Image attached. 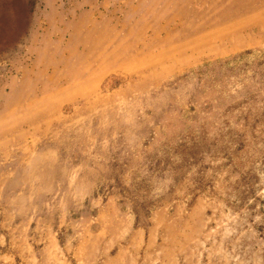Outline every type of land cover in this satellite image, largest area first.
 Wrapping results in <instances>:
<instances>
[{"label":"rangeland","instance_id":"1","mask_svg":"<svg viewBox=\"0 0 264 264\" xmlns=\"http://www.w3.org/2000/svg\"><path fill=\"white\" fill-rule=\"evenodd\" d=\"M0 222V264H264V0H0Z\"/></svg>","mask_w":264,"mask_h":264},{"label":"crops","instance_id":"2","mask_svg":"<svg viewBox=\"0 0 264 264\" xmlns=\"http://www.w3.org/2000/svg\"><path fill=\"white\" fill-rule=\"evenodd\" d=\"M0 224H1V222H0ZM43 230H45V229H43ZM49 230H51V229H49ZM46 231H48V229Z\"/></svg>","mask_w":264,"mask_h":264},{"label":"bare ground","instance_id":"3","mask_svg":"<svg viewBox=\"0 0 264 264\" xmlns=\"http://www.w3.org/2000/svg\"><path fill=\"white\" fill-rule=\"evenodd\" d=\"M66 139V138H65ZM90 161V160H89ZM25 175V174H24ZM18 202V201H17Z\"/></svg>","mask_w":264,"mask_h":264}]
</instances>
